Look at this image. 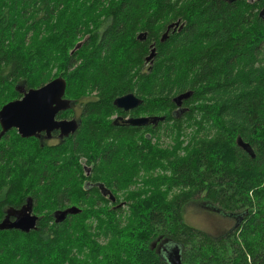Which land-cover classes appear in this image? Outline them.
<instances>
[{"label":"trees","instance_id":"trees-1","mask_svg":"<svg viewBox=\"0 0 264 264\" xmlns=\"http://www.w3.org/2000/svg\"><path fill=\"white\" fill-rule=\"evenodd\" d=\"M263 7L264 0H0V107L20 98L19 89L61 76L64 97L81 109L76 131L56 145L15 129L1 137L0 222L27 199L38 221L28 233L0 229V264H170L157 242L178 250L183 264H264ZM82 19L93 27L76 46ZM177 20L182 27L160 41ZM127 93L141 100L132 115L164 119L115 125L113 100ZM99 154L109 167L103 179ZM139 172L141 187L129 190ZM191 203L233 226L221 235L193 227L183 219ZM70 206L81 211L56 222L53 214Z\"/></svg>","mask_w":264,"mask_h":264},{"label":"water","instance_id":"water-1","mask_svg":"<svg viewBox=\"0 0 264 264\" xmlns=\"http://www.w3.org/2000/svg\"><path fill=\"white\" fill-rule=\"evenodd\" d=\"M231 3L237 0H223ZM259 17L264 20V7L258 13ZM182 27L180 20L167 25L166 30L162 33L160 41H164L168 37L170 30H179ZM145 33H140L137 38L145 39ZM77 46V45H76ZM155 55V48L150 47L148 55L145 57V62H152ZM66 82L62 77H56L38 88H30L27 90L19 89L22 93L21 97L9 101L0 107V139L9 130L15 129L22 138L35 136L41 131L47 134L52 130H59L60 136L67 137L73 134L77 129V122L74 119L56 120L55 116L60 111L68 109L70 100L64 97ZM188 94H183L174 98V102L178 104ZM141 100L133 93H127L113 100V105L116 108L124 110L132 109L140 105ZM164 117H137L127 120L130 126H144L150 123L156 125L157 122L163 120ZM236 144L242 148L245 144L240 138H237ZM102 195L107 197L112 203L115 202V197L111 191L105 188L102 184L98 185ZM81 211L75 206L67 207L63 210L56 211L54 219L56 222H62L70 214H76ZM38 216L33 213L30 200L16 211H6L5 217L0 222L1 230L15 229L24 233L36 229ZM170 264H183L180 257V252L172 249L167 256Z\"/></svg>","mask_w":264,"mask_h":264},{"label":"rangeland","instance_id":"rangeland-1","mask_svg":"<svg viewBox=\"0 0 264 264\" xmlns=\"http://www.w3.org/2000/svg\"><path fill=\"white\" fill-rule=\"evenodd\" d=\"M71 12L72 11H70L69 13H71ZM81 22L78 23V26H79L78 27V29H79L78 33L81 34V35L80 34L78 35L80 37V38L79 37L78 38L81 39L79 41H83V38H84L83 32L86 29L89 30V29H91L93 27V24H90L88 27L85 26V24H89V23L86 20H84V19H82ZM115 114L110 115L108 117V119L109 120H111V119L113 120V117H114ZM162 141H163V144H167L169 142V139L166 138V137H162ZM100 164H101V162L99 163V169H97V175H98V177L100 179H103V178L107 177V176L104 175V173L109 171V167L108 168H103L104 165L103 164L100 165ZM85 167H86L85 168L86 172H87V168L91 169V166H85ZM93 174L94 173L92 172V175ZM107 175H108V172H107ZM142 176H143V172H139V174L135 178L132 179L133 182L130 184L128 189L129 190H134L137 187H141V179H142L141 177ZM118 195L120 196V192H119ZM118 201H119V199H118ZM122 201L123 200L120 199V202H122ZM222 216H220L219 214L214 213V212L206 211L200 205L197 206L195 203H191V204L187 205L184 208V211H183V219H184L185 222H187L188 224H190L193 227H196V228H198L200 230H205V231L211 232L213 235L224 234L228 230H230L231 227L233 226L232 220H230L228 218H225V217H222Z\"/></svg>","mask_w":264,"mask_h":264},{"label":"flooded vegetation","instance_id":"flooded-vegetation-1","mask_svg":"<svg viewBox=\"0 0 264 264\" xmlns=\"http://www.w3.org/2000/svg\"><path fill=\"white\" fill-rule=\"evenodd\" d=\"M82 42L83 41H78L77 46L79 45V43L81 44ZM148 49L150 50V46H149ZM176 105H177V108H175L174 112H178V110H181L182 101H180ZM134 108H132V109H134ZM118 109H120V110L118 112H116V114L113 117L114 124L117 125L118 127L130 126L127 123V120H129L131 118H137V116L132 115L133 114V112L131 111L132 109H129V110H124V109H121V108H118ZM66 110H68V113H71V111H74V113H76V114L73 117H71V116L70 117H64V116L58 115V113H57V115L55 116V119L56 120H62V119L70 120V119H74L77 122V124H78V118H79V113H80L81 109L79 107H77L75 104H72V102L70 101L69 107ZM138 117H149V116L148 115H142V116H138ZM148 126H151V124L148 123L147 127ZM133 127H135V126H133ZM146 132L148 133V131H146ZM69 135L67 137L60 136V131L59 130H52L51 132H49V134H47L45 131H41V132L37 133L35 136H31V138H33L34 141L40 146H53V145H56L58 143H61L63 141V139L68 138ZM100 160H101V157H100V154H99V161ZM90 170H91L90 168H87L86 174H89ZM113 204L114 205L117 204L116 200H115V202H113ZM118 205H120V203ZM121 206H123V205H121ZM152 246L155 247V250H156V252L158 254L160 253L161 255L165 256L166 259H167V256H168L167 254L169 253V250L171 249V247L167 248L168 247L167 244L163 243V242H161V243L157 242V244L153 243Z\"/></svg>","mask_w":264,"mask_h":264}]
</instances>
